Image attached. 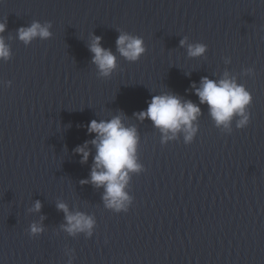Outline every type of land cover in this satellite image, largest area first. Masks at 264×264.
Wrapping results in <instances>:
<instances>
[{"label":"water","instance_id":"obj_1","mask_svg":"<svg viewBox=\"0 0 264 264\" xmlns=\"http://www.w3.org/2000/svg\"><path fill=\"white\" fill-rule=\"evenodd\" d=\"M11 61H0V264H264V0H0ZM51 22L53 37L25 46L17 30ZM121 31L144 39L147 53L129 63L117 51ZM95 37L118 58L110 79L98 77ZM190 43L208 51L190 58ZM230 61V62H228ZM252 68L255 76L245 75ZM236 77L253 96L250 124L225 134L192 85ZM170 92L198 104L191 145L161 144L146 110ZM123 113L140 134V162L127 213L105 207L104 188L89 180L75 153L90 142L87 126ZM36 201L42 208L33 211ZM64 203L93 216L94 236L63 229ZM43 217V219H41ZM32 223L44 232L31 237Z\"/></svg>","mask_w":264,"mask_h":264},{"label":"clouds","instance_id":"obj_2","mask_svg":"<svg viewBox=\"0 0 264 264\" xmlns=\"http://www.w3.org/2000/svg\"><path fill=\"white\" fill-rule=\"evenodd\" d=\"M52 27L51 22L33 21L29 26L17 30V38L25 46H29L37 38L51 39ZM6 31L7 21L0 22V61L8 62L12 59V50L4 38ZM116 45L120 56L129 63H138L147 53L144 39L128 32L121 31ZM180 46L187 48L190 58L203 57L208 51L207 45L190 43L187 37L180 41ZM90 51L94 54L92 63L96 66L98 77L103 80L110 79L119 67L117 56L110 49L101 46L100 37L94 38ZM245 75L255 76V70L246 69ZM0 85L11 87L12 82L0 81ZM192 88L200 104L208 107L215 127L221 129L223 133L229 135L232 133L233 121L240 130L250 124L249 109L254 98L246 86L238 83L236 77L230 73L225 72L219 80L204 77L199 87L193 84ZM134 115L141 122L145 120L152 122L153 127L161 134L162 145L179 141L181 136L184 144L191 145L199 132L202 110L198 104L190 100L186 101L176 94L165 92L152 96L147 109ZM126 119L123 113L107 120L93 119L87 126V132L89 135L95 134V138L75 149V153L82 157L81 163L86 164L92 155L89 144L95 148L90 181L84 180L81 183H91L97 188L103 187L105 207L116 214L127 213L130 210L134 203L130 195L132 177L146 171L139 158L140 134L136 126L125 123ZM57 207L65 213L66 224L62 227L70 236L76 237L81 233L89 239L94 236L97 222L93 216L81 212L73 213L64 203H59ZM41 208V202L36 201L33 211L39 212ZM43 232L44 228L41 224L30 225L31 237H39ZM65 255L68 256V264H73L74 250L65 249Z\"/></svg>","mask_w":264,"mask_h":264}]
</instances>
